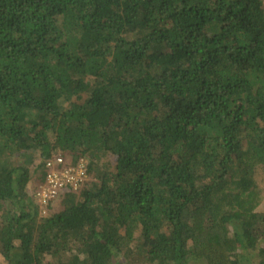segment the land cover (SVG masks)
I'll return each mask as SVG.
<instances>
[{
  "label": "trees",
  "instance_id": "16d2710c",
  "mask_svg": "<svg viewBox=\"0 0 264 264\" xmlns=\"http://www.w3.org/2000/svg\"><path fill=\"white\" fill-rule=\"evenodd\" d=\"M262 172L264 0H0V264H264Z\"/></svg>",
  "mask_w": 264,
  "mask_h": 264
},
{
  "label": "built area",
  "instance_id": "2783aa9c",
  "mask_svg": "<svg viewBox=\"0 0 264 264\" xmlns=\"http://www.w3.org/2000/svg\"><path fill=\"white\" fill-rule=\"evenodd\" d=\"M45 167V182L35 192L43 207L49 205L62 191L81 188L88 177L87 161L84 158L73 165L65 157L57 155L46 159ZM45 211L47 213V208Z\"/></svg>",
  "mask_w": 264,
  "mask_h": 264
},
{
  "label": "rangeland",
  "instance_id": "374dc122",
  "mask_svg": "<svg viewBox=\"0 0 264 264\" xmlns=\"http://www.w3.org/2000/svg\"><path fill=\"white\" fill-rule=\"evenodd\" d=\"M258 180H259V186H260V189L264 192V172L260 173L259 176H258ZM259 210H264V204H262L259 208ZM254 255L253 252L250 253V256ZM255 256V255H254ZM256 257V256H255ZM192 264H202L201 262L199 261H196V259H192ZM246 261V259H245ZM254 261L256 262V259L253 258V256L251 257V264H254Z\"/></svg>",
  "mask_w": 264,
  "mask_h": 264
}]
</instances>
